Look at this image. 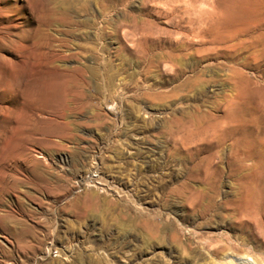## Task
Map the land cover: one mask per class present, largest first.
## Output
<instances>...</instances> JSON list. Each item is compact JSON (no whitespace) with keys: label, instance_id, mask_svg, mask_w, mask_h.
<instances>
[{"label":"rangeland","instance_id":"374dc122","mask_svg":"<svg viewBox=\"0 0 264 264\" xmlns=\"http://www.w3.org/2000/svg\"><path fill=\"white\" fill-rule=\"evenodd\" d=\"M177 36L180 73L141 56ZM258 225L264 0H0V264H264ZM221 235L247 251L196 248Z\"/></svg>","mask_w":264,"mask_h":264},{"label":"bare ground","instance_id":"6f19581e","mask_svg":"<svg viewBox=\"0 0 264 264\" xmlns=\"http://www.w3.org/2000/svg\"><path fill=\"white\" fill-rule=\"evenodd\" d=\"M180 7H181V3H179V2L170 3V4H167L165 6H161V4H158V6H157L158 10L164 11L165 13H169V14H175L179 10ZM58 16L60 18L54 14V18H56L58 21H60L62 23L68 24L70 22H72V23L76 22L75 20L71 19L70 16L63 11H62V13H59ZM193 31L195 32V30H193ZM183 35H184V37H186L187 34H183ZM159 40H160V38H159ZM173 41L175 42L176 46L172 43L173 45H171V46H165L164 49L161 48L160 52L157 54V58H149V56H148L149 54L146 51V49H144V48L141 49L142 52L140 54H141V56H143L144 59L149 60V62L154 67H159L160 61L163 60L166 62L167 69H169L173 74L180 73L184 69L183 63L180 61V59L182 57L190 55V54L197 55V57L199 58V57H201V54H200L201 49H199V48L195 49V48H191V46H189V49L187 52L179 53V52L174 51L175 50L174 47H179L181 43L183 45L187 46V44H191L195 40L194 39H187L186 40L183 37L177 36V37L173 38ZM199 60L200 59H198L197 62H199ZM181 74H183V73H181ZM200 83H201V77L196 75V76L186 77L185 80H182L181 82H179V86L189 88V91H190V89H193L194 86L199 85ZM175 86H176L175 89H177L178 86L177 85H175ZM145 93H147V91H145ZM174 94L175 93L173 92V89H171L170 91H167L166 95H167V97L168 96L172 97V95H174ZM213 115H214L213 112H210L207 110L202 111L198 115L194 114L193 116L195 117L196 121L194 122L193 119L190 118L189 121H193L191 126H189L188 128L184 127V128H181L178 130L179 133H181V139H182L181 142H184L183 141L184 138H187V139L191 138L193 140V142H196L199 139L203 138L204 136L206 137V135H208V134H211L212 136H215L216 134H218L219 129H220L218 117H216L215 115L213 116ZM175 120L180 121L179 118H176ZM179 123H180V125L182 124L181 122H179ZM219 158H222V156L219 155ZM243 197H245L247 199L246 193ZM242 212H245V211H242ZM246 217H247V215L242 216V218H246ZM242 225H244V224H242ZM243 237L244 236H241V235H239L237 237L228 236V235H221L220 237H217L216 239H206V238L202 239L201 238V240L199 239L200 241H198L199 243H198L196 248L206 249L208 251V253L211 255V257H213V258L215 256L223 254L227 249L236 250V253H239L242 255V254H244V251H247V248L245 246H246V244H248L246 242V239ZM256 237L261 240L259 247L262 248L264 246V229L260 228L259 225H258ZM213 258H211V260H213ZM261 259L264 260V255H262ZM79 260H80V258H79ZM228 263L230 264V262H228ZM241 263L242 264H251V263H246V262H240V264ZM225 264H227V263H225Z\"/></svg>","mask_w":264,"mask_h":264}]
</instances>
